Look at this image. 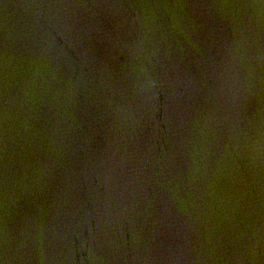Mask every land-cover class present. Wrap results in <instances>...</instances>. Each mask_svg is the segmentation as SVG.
<instances>
[{
  "label": "water",
  "instance_id": "1",
  "mask_svg": "<svg viewBox=\"0 0 264 264\" xmlns=\"http://www.w3.org/2000/svg\"><path fill=\"white\" fill-rule=\"evenodd\" d=\"M0 264H264V0H0Z\"/></svg>",
  "mask_w": 264,
  "mask_h": 264
}]
</instances>
